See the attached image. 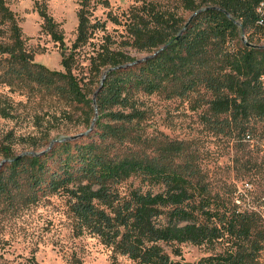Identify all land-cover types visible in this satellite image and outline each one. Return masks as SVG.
<instances>
[{
  "label": "trees",
  "instance_id": "16d2710c",
  "mask_svg": "<svg viewBox=\"0 0 264 264\" xmlns=\"http://www.w3.org/2000/svg\"><path fill=\"white\" fill-rule=\"evenodd\" d=\"M91 1L80 0L71 48L46 5L38 6L43 30L69 50L63 70H51L35 62L15 14L0 0L1 23L9 32L7 40H0V85L13 90L32 84L56 95L80 109V123L88 131L56 140L42 153L20 156L13 149L19 142L6 136L0 144L8 159L0 170V201L24 195L35 203L47 194H67L81 231L97 235L140 264H176L165 245L219 241L229 248L198 264H263L259 253L264 233L256 220L219 200L199 156L186 142L143 134L145 112L135 96L142 92L185 98L204 90L209 94L205 126L219 134L249 137L252 124L264 121V44L254 43L259 32L264 35V24L257 23V7L264 0H184L193 12L188 20L154 3L135 7L121 45L150 54L137 59L113 48V40L105 36L90 60L95 90L74 72L79 52L95 46V30L105 29L90 18ZM13 111L12 103L0 95V115L14 118ZM46 137L19 141L44 147L40 141ZM133 176L150 188L122 194L118 186Z\"/></svg>",
  "mask_w": 264,
  "mask_h": 264
},
{
  "label": "rangeland",
  "instance_id": "374dc122",
  "mask_svg": "<svg viewBox=\"0 0 264 264\" xmlns=\"http://www.w3.org/2000/svg\"><path fill=\"white\" fill-rule=\"evenodd\" d=\"M91 1L89 15L93 22L100 21L105 29H96L94 45L85 46L77 56L74 72L84 78L93 90L96 81L90 74V60L94 47L104 41L105 36L113 40L112 47L142 59L148 52H139L121 43L128 36L125 28L131 11L145 3H154L162 11L171 12L188 20L193 12L184 7V0H104ZM198 2V1H197ZM15 14L21 27L26 47L34 54V60L51 70H63L64 51L60 43L43 30L44 20L39 5H46L47 12L59 24L64 42L71 48L77 36L80 0H5ZM8 25L1 23L0 40H7ZM250 34V33H249ZM246 42V38H244ZM254 43L263 45L264 35L259 32ZM0 95H5L14 107V118L0 115V144L6 136L18 141L13 146L15 155L42 152L56 140L80 137L88 134L81 125V111L71 107L56 95L29 84L11 90L0 85ZM138 106L145 112L141 123L143 134L160 139L180 140L199 156L203 171L219 200L229 205L231 211L247 213L256 220L264 233V121L252 124L248 135L237 132L219 134L203 123L209 98L204 90L185 98H168L164 93H138ZM81 118V119H80ZM141 131V132H142ZM44 147H31L20 143L21 137H34ZM7 144V141L5 142ZM47 144V145H46ZM1 146V145H0ZM8 159L0 147V170ZM140 176H133L119 186L122 194L142 187ZM147 184V183H146ZM154 191H160L155 186ZM259 238V237H258ZM259 240V239H258ZM263 249L259 253L264 264ZM229 243L194 245L191 243L165 245V250L176 264H198L201 259L224 253ZM177 250L179 253H174ZM0 262L6 264H140L108 246L95 234L78 228V221L70 209L67 194H47L37 202H28L20 195L0 201Z\"/></svg>",
  "mask_w": 264,
  "mask_h": 264
},
{
  "label": "built area",
  "instance_id": "2783aa9c",
  "mask_svg": "<svg viewBox=\"0 0 264 264\" xmlns=\"http://www.w3.org/2000/svg\"><path fill=\"white\" fill-rule=\"evenodd\" d=\"M257 12L259 14L258 18V24L263 25L264 24V2H262L258 7H257Z\"/></svg>",
  "mask_w": 264,
  "mask_h": 264
},
{
  "label": "water",
  "instance_id": "95a60500",
  "mask_svg": "<svg viewBox=\"0 0 264 264\" xmlns=\"http://www.w3.org/2000/svg\"><path fill=\"white\" fill-rule=\"evenodd\" d=\"M73 138H77V137H73ZM66 139H69V138H66ZM30 153L38 154L37 152H30ZM41 153H42V152H41Z\"/></svg>",
  "mask_w": 264,
  "mask_h": 264
}]
</instances>
